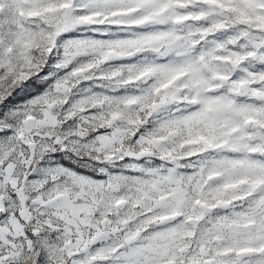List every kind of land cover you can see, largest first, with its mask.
Instances as JSON below:
<instances>
[{
  "label": "snow or ice",
  "instance_id": "obj_1",
  "mask_svg": "<svg viewBox=\"0 0 264 264\" xmlns=\"http://www.w3.org/2000/svg\"><path fill=\"white\" fill-rule=\"evenodd\" d=\"M0 264H264V0H0Z\"/></svg>",
  "mask_w": 264,
  "mask_h": 264
}]
</instances>
